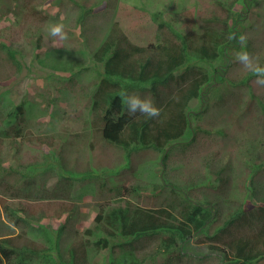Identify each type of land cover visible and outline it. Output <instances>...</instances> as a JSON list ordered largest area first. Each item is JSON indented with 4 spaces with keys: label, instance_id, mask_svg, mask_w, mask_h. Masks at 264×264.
Masks as SVG:
<instances>
[{
    "label": "rangeland",
    "instance_id": "1",
    "mask_svg": "<svg viewBox=\"0 0 264 264\" xmlns=\"http://www.w3.org/2000/svg\"><path fill=\"white\" fill-rule=\"evenodd\" d=\"M228 9L241 14L235 34L247 37L243 50L264 66V0H0V42L10 41L17 50L10 59L14 64L0 65V238L20 235L15 244L33 242L45 253L23 260L16 256L18 264H66L72 248L76 260L81 258L84 243V264H168L172 256L173 264H190L193 256L201 258L197 264H222L210 245L223 246L233 236L257 232L259 221H264L259 218L264 214V87L235 61L242 50L238 39L208 64L189 51L194 69L176 74L183 77L178 79L181 85L208 69V79L217 70L223 81L214 78L207 89L203 87L206 101L190 102L194 142L188 141L191 136L167 144L164 161L162 153L140 137L126 149L104 140L102 124L95 122L98 115L89 108L103 75V65L93 53L112 23L118 21L133 43L145 45L159 34L158 14L175 30L189 34L201 29L198 25L210 10L225 19ZM189 19L196 20L195 28L186 26ZM58 22L66 25L67 41L47 34L48 26ZM149 87L130 94L151 97L162 108V98L176 89L169 82L158 88V98ZM19 103L25 104L24 129L15 137L18 119L11 129L2 119ZM152 138L148 135L146 140ZM46 140L52 145H43ZM164 180L178 186L181 194L185 191L191 201L211 204L219 213L206 233L188 237L183 257H176L178 245L165 251L161 234L137 240L117 235L108 238L106 249L96 246L102 233L85 235L99 207L109 215L119 208L175 204L180 198L162 184ZM25 182L30 184L19 188L18 197L8 193L9 186ZM7 200L24 207L26 214L7 219L1 207ZM62 207L67 210L59 214ZM237 214L240 221L228 233L222 231L229 215ZM255 264H264V259Z\"/></svg>",
    "mask_w": 264,
    "mask_h": 264
},
{
    "label": "trees",
    "instance_id": "2",
    "mask_svg": "<svg viewBox=\"0 0 264 264\" xmlns=\"http://www.w3.org/2000/svg\"><path fill=\"white\" fill-rule=\"evenodd\" d=\"M207 13L209 14L204 16L201 24L198 25L201 29L197 31L191 29L189 34L175 30L168 21L163 20V14H158L156 20L157 28L160 30L159 34H155L154 40L145 45L133 43L121 29L118 21L110 25L104 41L93 53L94 60L103 65V75L94 86L89 105L90 112L98 115L99 120L95 122L102 124L101 133L105 140L118 146L128 147L131 141L138 140L140 137L141 142L148 143L154 151L162 153L163 161L168 154L167 144L173 141L178 143L180 139L191 136L192 139L188 141L194 142L193 137L196 135V131L191 124L189 104L194 100H204L203 87L207 89L213 83L214 78L223 81V74L215 70V77L212 76L208 79L209 73L212 71L208 69L205 72H198V76L194 75L196 77L188 83H182L183 85L178 82V79L182 80L183 77L176 74L194 69L189 51L200 57L201 61L205 62L204 64H208L214 62L224 48L237 45L235 27L241 18V14L234 9L232 11L228 9L225 19L216 15L214 10ZM153 21L155 22V18ZM186 26L195 28L196 20L189 19ZM14 50L16 49L10 41L9 43L0 42V65L12 62L10 59L13 60L16 53ZM169 82H174L175 93L162 98L164 105L157 118L147 119L139 112L134 115L129 114L122 103L120 96L122 89H126L130 94L132 91L148 85L150 91L159 98L158 88L168 85ZM24 110L25 104L19 103L11 108L2 119L3 124L7 127L18 119V126H14L15 137L22 136ZM148 135L153 136L152 140H146ZM42 144L52 145L51 141L47 140ZM29 184L30 182H25L19 187L11 188L12 186H9L8 193L18 197L19 188H25ZM162 184L168 186L180 200L175 204L158 209L135 208L128 211L119 208L111 211L109 215H106L104 207H99L93 227L85 230V235L91 236L93 232L102 233L104 238L99 239L96 246L106 249L108 238H114L117 235L133 237L137 240L142 235L161 234L163 235L161 246L165 251L169 252L171 248L178 245L179 250L176 257H183L186 253L183 248L184 242L188 240V237L197 233H206L210 225L218 219L219 213L211 204L205 205L201 202L191 201L189 196L185 195V191L182 190L181 194V189L178 186L168 184L166 180ZM51 203L53 202H49L47 205H51ZM1 207L4 216L10 220L18 215V212L26 214L24 207L12 201H3ZM49 207L51 208V206ZM66 210L67 208L62 207L59 214H63ZM172 211L178 214L177 217L172 214ZM240 218L239 214L229 215L222 224V231L228 233L230 227L236 225ZM259 218L264 220V214ZM244 221L246 226L251 225L247 218ZM13 223L18 225L17 222ZM240 226L242 228L243 223ZM258 227L257 232L251 236H233L232 239L224 242L223 246L210 245L209 250H215L216 254L221 255L222 264L225 262L228 264H255L258 260L264 259V221L261 224L259 221ZM18 239H21L20 235L0 238V264H14V262L18 264L16 256L23 260L27 255L42 258L45 254L33 242L24 241L15 244ZM75 255V249H70V258L66 264H77V261L82 263L87 260L85 243L81 258L76 260ZM200 259V257L193 256L189 258L188 262L197 264ZM175 261L172 256L169 258L168 264H173ZM140 263L142 264L141 261Z\"/></svg>",
    "mask_w": 264,
    "mask_h": 264
},
{
    "label": "clouds",
    "instance_id": "3",
    "mask_svg": "<svg viewBox=\"0 0 264 264\" xmlns=\"http://www.w3.org/2000/svg\"><path fill=\"white\" fill-rule=\"evenodd\" d=\"M47 34L54 39H58L59 41H67L69 39L68 32L66 31V25L60 22L49 25L47 28ZM235 38L238 39V42L241 44L242 48V50L236 54L235 61L240 63L245 70L252 72L256 76L255 83L257 85L264 87V66L260 65L258 60L251 53H249L247 50H243L246 48L247 37L245 35H239ZM120 96L122 98V103L126 107V110L129 114L134 115L139 112L147 119L157 118L161 114L162 109L156 106L154 100L151 97L142 98L138 93L129 94L126 89L121 90ZM207 99L205 98L204 100L206 101ZM123 148L126 149L127 147Z\"/></svg>",
    "mask_w": 264,
    "mask_h": 264
}]
</instances>
